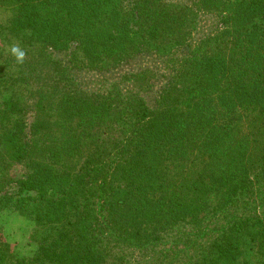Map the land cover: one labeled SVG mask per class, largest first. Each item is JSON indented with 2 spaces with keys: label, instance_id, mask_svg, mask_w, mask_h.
I'll return each instance as SVG.
<instances>
[{
  "label": "trees",
  "instance_id": "1",
  "mask_svg": "<svg viewBox=\"0 0 264 264\" xmlns=\"http://www.w3.org/2000/svg\"><path fill=\"white\" fill-rule=\"evenodd\" d=\"M183 1L18 0L7 31L31 48L35 87L1 104L0 211L32 223L37 250L16 258L0 243V264H122L95 224L143 251L165 230L228 210L240 216L187 264H264V220L247 215L254 183L232 138L243 114L264 112V0ZM193 11L212 27L151 96L78 81L181 47ZM15 162L27 170L18 179Z\"/></svg>",
  "mask_w": 264,
  "mask_h": 264
},
{
  "label": "rangeland",
  "instance_id": "2",
  "mask_svg": "<svg viewBox=\"0 0 264 264\" xmlns=\"http://www.w3.org/2000/svg\"><path fill=\"white\" fill-rule=\"evenodd\" d=\"M18 9V0H0V110L3 101H26L35 87L33 78L28 73L32 50L25 45L21 46L20 40L10 36L7 31L9 20ZM191 17L192 20L188 26H185L183 32L189 33V36L181 47L167 44L161 47L158 52L148 50L140 60L127 67L123 66L120 68L121 72L112 74L111 77L107 76L105 79L99 80L94 74H85L79 75L78 81L83 87L92 89L108 90L112 89L113 85H117L120 90L126 92L142 93V89H145L147 90L146 94H142L146 95L145 97L151 96L155 89L165 83L173 70L180 66L179 62L195 52L199 44L198 39L208 33L212 27L210 17L206 19L205 15L200 12L193 11L189 18ZM12 45H19L26 52V58L22 65L17 64L11 55L9 49ZM128 71H146L145 80L138 84L126 81L123 76ZM147 85L149 89L146 87ZM241 120L234 130L232 138L238 139L245 147L243 159L250 167V176L254 183L250 199L252 205L247 206L246 212L247 215H259L264 220V161L262 160L264 112L245 113ZM68 165L73 168L77 166V161L69 162ZM26 171L21 164L15 162L9 165L8 175L12 179H18L26 174ZM232 216H240V213H235L234 210L232 212L228 210L226 213L221 211L213 216L209 215L199 228L181 225L168 231L165 230L160 241L143 251L130 249L121 242H112L113 239L107 235L101 225L95 224L96 232L94 234L96 233L98 238H107L105 244L109 245L107 247L110 250L109 253L112 257L121 256L124 259L121 261L122 264H187L197 259L201 251L210 243L209 240L229 225ZM32 228V223L17 213L8 209L0 211V243L10 255L16 258L34 255L37 243L31 235ZM253 253L255 254V249ZM244 259L242 258V261ZM241 264L259 263L256 261V256H251L249 260Z\"/></svg>",
  "mask_w": 264,
  "mask_h": 264
},
{
  "label": "clouds",
  "instance_id": "3",
  "mask_svg": "<svg viewBox=\"0 0 264 264\" xmlns=\"http://www.w3.org/2000/svg\"><path fill=\"white\" fill-rule=\"evenodd\" d=\"M11 55L15 58L17 64H23L26 58V52L19 45H12L9 49Z\"/></svg>",
  "mask_w": 264,
  "mask_h": 264
}]
</instances>
